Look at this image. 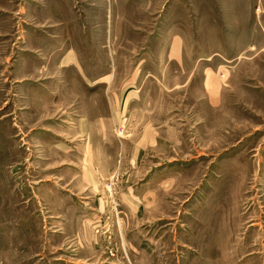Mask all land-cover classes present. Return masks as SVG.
Segmentation results:
<instances>
[{
	"label": "rangeland",
	"instance_id": "obj_1",
	"mask_svg": "<svg viewBox=\"0 0 264 264\" xmlns=\"http://www.w3.org/2000/svg\"><path fill=\"white\" fill-rule=\"evenodd\" d=\"M99 208L116 264H264V0H0V264Z\"/></svg>",
	"mask_w": 264,
	"mask_h": 264
},
{
	"label": "crops",
	"instance_id": "obj_2",
	"mask_svg": "<svg viewBox=\"0 0 264 264\" xmlns=\"http://www.w3.org/2000/svg\"><path fill=\"white\" fill-rule=\"evenodd\" d=\"M91 180L92 181L95 180V175H93V173L92 175L87 174L83 180H79L78 186L81 188V191L87 189V186H85L86 182L87 181L91 182ZM93 188H95V186ZM131 210L133 211V209ZM99 212H101V215L103 213L104 217H106V214L104 213V211H102V209L100 211V208L97 212L96 211L89 212L88 216L93 217L96 220L94 221L93 219V223H92L91 218H89V220L84 221L83 212L82 213L79 212L78 214H75L76 218H78L77 222L75 223L77 227H74V222L62 221L61 230H65L67 232L66 234H69V233L73 234L74 232L72 230H75L74 228H77L78 232L75 233V236L73 237L78 241V246H79L78 250L80 251V255H81V258L79 257L78 260H82V261L87 260V263H91V264H97V263L98 264L99 263L116 264L115 260H108L109 259L108 257L104 259L101 258V254L99 255L97 249H100L102 247H101V244L98 245L97 243H102L101 241H103V242H107L108 244H111V241L113 240V238H117L116 231L117 230H119V232L120 230L123 231L124 228L122 229L120 227L121 226L120 221H118V226H116V223L115 224L108 223L107 226L103 225V223L100 222L101 215H99ZM117 213H118V219H120L119 218L121 216L120 209H118ZM96 225L97 226L102 225L101 227L105 229L106 231L95 232L94 228ZM123 234L126 235V232L124 231ZM82 246L86 247V249L84 250L83 248H81ZM84 251H85V256H83L84 254H82V252ZM86 252H89V253L86 254Z\"/></svg>",
	"mask_w": 264,
	"mask_h": 264
}]
</instances>
